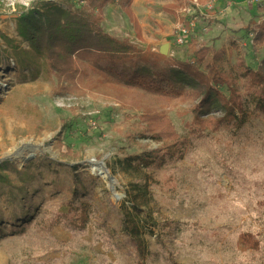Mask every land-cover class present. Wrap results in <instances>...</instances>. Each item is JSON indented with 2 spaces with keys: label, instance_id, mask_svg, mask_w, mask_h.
Returning a JSON list of instances; mask_svg holds the SVG:
<instances>
[{
  "label": "rangeland",
  "instance_id": "obj_1",
  "mask_svg": "<svg viewBox=\"0 0 264 264\" xmlns=\"http://www.w3.org/2000/svg\"><path fill=\"white\" fill-rule=\"evenodd\" d=\"M67 1L77 3L0 0V173L27 189H11L0 178V264H264V112L247 103L248 122L241 129L225 123L216 130L192 132L196 102L191 95L159 112L187 146L179 156L143 170L152 177L150 205L159 226L145 231L149 256L142 262L123 230L121 207L135 176L120 161L173 139L133 135L131 126L141 111L123 109L81 83L61 86L57 73L51 75L44 66L35 78L28 69L20 70L15 56L13 47L31 50L19 36L18 17L34 13L38 22L45 21L40 18L43 11L68 10ZM184 2L182 18L187 15L184 8L199 10V16H190L191 35L199 45L224 49L221 67L245 94L247 81L238 60L244 57L257 69L264 59V47L254 49L243 30L250 21L264 23L259 6L245 0H203L199 6ZM141 4L158 29L167 30L164 18L172 11L164 8L163 0ZM120 14L129 20L118 2L107 5L103 29L132 43L126 38L129 30L115 19ZM170 40L173 48L167 56L189 57L187 48L176 44V32ZM24 104L36 108L37 115L25 114ZM26 149L36 154L18 161L17 154ZM67 149L78 156L65 157ZM92 163L105 170L104 163L109 177L93 173ZM73 164L79 170L73 171ZM83 210L88 215L82 227L74 222Z\"/></svg>",
  "mask_w": 264,
  "mask_h": 264
},
{
  "label": "trees",
  "instance_id": "obj_2",
  "mask_svg": "<svg viewBox=\"0 0 264 264\" xmlns=\"http://www.w3.org/2000/svg\"><path fill=\"white\" fill-rule=\"evenodd\" d=\"M115 1L140 30L131 10L134 0H77L76 4L67 1L68 10L58 8L57 13L43 11L40 18L45 21L38 22L33 17L34 13L20 15L19 36L29 42L31 50L20 46L13 48L20 70L28 69L35 78L44 66L51 75L57 73L61 86L64 82L81 83L89 90L102 91L103 96L112 98L123 109L141 111L138 123L131 126L133 135L155 141L169 136L173 139L167 146L128 155L120 161L124 170L135 176L128 185L127 199L121 207L123 230L135 243L145 263L149 256L145 231L147 227L156 228L159 224L150 205L152 177L143 170L150 169L168 156H179L184 150L182 148L187 146L185 139H176V133L169 121L159 114L160 110L191 95L196 102L193 110L195 123L190 127L192 132L198 129L216 130L225 123L241 129L248 122L247 103L264 112V59L257 69L250 67L244 57L238 60L243 71L241 77L247 81L245 94H242L236 90L231 74L221 67L224 49L199 45L197 39L190 35L180 46L187 48L189 57L180 59L160 54L149 47L142 49L129 40L108 35L103 29L104 9ZM174 1L180 5L183 0ZM261 2L255 5L259 6L257 11L263 15L264 4ZM193 8L194 14L199 16V10ZM188 16L181 20L185 23L191 18ZM243 30L251 36L254 49L264 47V23L250 21ZM8 43L13 44L9 40ZM84 93V90L80 91V94ZM23 111L37 115L38 110L24 104ZM63 128L64 131L69 128L65 122ZM62 146L60 142L58 147ZM62 155L78 156L70 149ZM50 162L55 164L54 168L59 166L55 161ZM71 168L79 170L77 164L71 165ZM24 174L27 176L26 172ZM0 178L11 189L23 193L27 191L23 183L12 185L7 175L0 173ZM24 181H29V177ZM87 215L86 210L81 211L74 224L80 222L79 226H85Z\"/></svg>",
  "mask_w": 264,
  "mask_h": 264
},
{
  "label": "crops",
  "instance_id": "obj_3",
  "mask_svg": "<svg viewBox=\"0 0 264 264\" xmlns=\"http://www.w3.org/2000/svg\"><path fill=\"white\" fill-rule=\"evenodd\" d=\"M184 1L186 2V0H183L181 3H183ZM185 2L184 4H186ZM175 5H177L178 7H176L175 9L171 8L170 10L172 12L168 13L167 14L168 17L164 18V21L167 22V26H166L167 30L158 29L159 24L157 23V21H153V19H150L151 12L147 10L145 4H141L140 6V0H134V2L131 5L132 13L139 25L140 30L136 29V26L134 25V23L131 21L130 18L129 20L125 19L121 14L116 15L115 19L116 20L117 18L120 19L121 23H123L122 27H124V29L129 30V36H127L126 38L130 39L132 43L139 45V47H141L142 49H146L149 47L153 51L160 53V51L163 50L165 46H168V52H171L173 46H172V40L170 39L173 38L176 32L175 28L177 27V25L184 23V21L181 20L184 18L181 17L182 15L180 16V12H179V9H181L180 7L181 4L179 5V3L174 0H163L164 8L173 7ZM114 7L117 6L114 5ZM185 9L186 8H184V10ZM193 12L195 13L194 8H193ZM175 13H177V15ZM172 16L176 18L175 21L170 18ZM117 28L118 27L116 26L114 27V29Z\"/></svg>",
  "mask_w": 264,
  "mask_h": 264
},
{
  "label": "built area",
  "instance_id": "obj_4",
  "mask_svg": "<svg viewBox=\"0 0 264 264\" xmlns=\"http://www.w3.org/2000/svg\"><path fill=\"white\" fill-rule=\"evenodd\" d=\"M216 1L217 0H213V2H216ZM245 1L254 5L258 3L260 0H245ZM193 3L199 6V3L197 0L194 1ZM211 5H213V3ZM208 8H211V7H208ZM184 12L191 17L194 15L192 7L186 8ZM193 27H194V22L189 18L186 20L184 24L178 25L176 29V44L180 46L184 45L186 38L191 35V31Z\"/></svg>",
  "mask_w": 264,
  "mask_h": 264
},
{
  "label": "bare ground",
  "instance_id": "obj_5",
  "mask_svg": "<svg viewBox=\"0 0 264 264\" xmlns=\"http://www.w3.org/2000/svg\"><path fill=\"white\" fill-rule=\"evenodd\" d=\"M36 154V152L32 149H26L19 152L16 156V159L18 161H24L25 159H29L33 157ZM92 172L95 174L100 175L103 179H107L109 177V173L105 170H102L96 163H92Z\"/></svg>",
  "mask_w": 264,
  "mask_h": 264
},
{
  "label": "water",
  "instance_id": "obj_6",
  "mask_svg": "<svg viewBox=\"0 0 264 264\" xmlns=\"http://www.w3.org/2000/svg\"><path fill=\"white\" fill-rule=\"evenodd\" d=\"M169 52H168V46H165L163 50L160 51V54H163V55H167ZM101 165H103L104 169L106 171H108L106 165L104 163H101ZM112 181H113V178H110Z\"/></svg>",
  "mask_w": 264,
  "mask_h": 264
}]
</instances>
